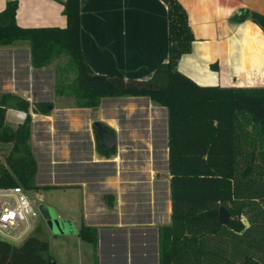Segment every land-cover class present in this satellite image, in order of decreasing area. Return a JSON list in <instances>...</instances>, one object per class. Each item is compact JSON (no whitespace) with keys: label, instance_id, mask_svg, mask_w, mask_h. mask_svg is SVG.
<instances>
[{"label":"crops","instance_id":"crops-1","mask_svg":"<svg viewBox=\"0 0 264 264\" xmlns=\"http://www.w3.org/2000/svg\"><path fill=\"white\" fill-rule=\"evenodd\" d=\"M8 1L0 0V12ZM11 1L18 2L17 22L23 28L67 25L63 0ZM177 1L188 13L195 38L191 51L178 61L180 72L199 85L225 87L254 81L257 74L264 77V31L249 19L239 22L246 10L264 15V0ZM81 13V49L96 73L145 81L159 64L169 61V10L163 0H81ZM0 49L5 54L0 95L14 94L31 105L47 103L46 97L57 98V106H50L48 115L31 112L30 144L38 162L36 179L43 169L35 152V135L45 154L44 178H40L47 182L37 185L59 186L55 190L66 193L74 203L60 207L59 216L76 231L59 236L78 238L74 241L81 244L78 233L85 223L99 233L97 247H83L89 264H159V229L171 221L172 202L170 185L167 198L159 192L157 197L152 195L151 182L166 178V172H159L163 160L169 183L171 180L167 109L147 97H108L96 110L78 108L68 93H57L54 81L47 86L43 77L51 67L33 65L28 43ZM214 64H219L218 71H212ZM164 111L167 127L163 139L157 114ZM17 112L10 109L6 115L12 128L22 124ZM55 123L60 124V146L53 148L44 137L54 132ZM39 126L42 135L37 133ZM47 147H52L51 152ZM166 213L170 214L168 222L164 221ZM49 258L53 264L59 263L54 256Z\"/></svg>","mask_w":264,"mask_h":264},{"label":"trees","instance_id":"trees-1","mask_svg":"<svg viewBox=\"0 0 264 264\" xmlns=\"http://www.w3.org/2000/svg\"><path fill=\"white\" fill-rule=\"evenodd\" d=\"M163 1L169 10L170 59L145 81L107 77L87 64L81 0L62 1L65 28H23L17 22L18 2L8 1L0 12V48L28 43L37 68L67 57L78 76L58 86L57 93H68L78 108L96 110L108 97H147L167 109L172 216L159 229V264H264V87L199 85L180 72L178 61L195 38L182 5ZM248 19L264 31V15L246 10L239 22ZM218 65L212 69L218 71ZM10 109L28 114L17 128L7 124ZM31 112L48 115L50 105L0 95V143L12 145L0 159V190L60 188L36 184ZM222 207L230 212L229 224L220 222ZM78 234L97 247L98 228L82 223ZM44 237L37 222L21 245L1 240L0 264H52Z\"/></svg>","mask_w":264,"mask_h":264},{"label":"rangeland","instance_id":"rangeland-1","mask_svg":"<svg viewBox=\"0 0 264 264\" xmlns=\"http://www.w3.org/2000/svg\"><path fill=\"white\" fill-rule=\"evenodd\" d=\"M19 43H25V42H19ZM18 44V43H17ZM1 50V49H0ZM5 58V54L3 51L0 52V71L3 70V64L2 61H4ZM51 67L50 71L47 72V74H45V77H43V79L46 80L47 82V86L51 85L52 82L54 81L55 86H60V85H70L72 82H74L77 78V71L75 68L72 67V65L69 62V59L67 57H61L59 59H56L52 62L51 65L47 66V68ZM213 72H215L216 70H213ZM257 79H255L254 81H250V80H243V81H238L237 82V86L239 87H264V77L262 78H258L261 77L260 74L256 75ZM218 81V80H217ZM216 83V82H215ZM205 85H210V84H205ZM215 86V85H212ZM217 86V85H216ZM53 88H51L52 90ZM52 94V93H51ZM70 97V96H69ZM72 98V97H70ZM46 99L48 100V104L50 106H57V98L52 99L51 97H46ZM157 123H158V129H163V133L161 134L162 138L164 139V137L166 136V132L165 129L167 127V121H166V113L165 111L162 112V114L158 113L157 114ZM55 130L52 134H46V136L44 137V141H46L48 146H53V148L59 145L60 146V142H59V137H58V132L60 131V124L59 123H55ZM38 135H42V128H40L37 131ZM34 143H35V152H37V158L38 161L40 162V164L42 165V169L43 171L41 172V174H39L38 179H36V184H46L47 181H44L43 179H41L40 177L44 178V175L42 173H44L45 169L43 167H45L46 161H44L45 159V154H44V149L41 146H38V142L36 140V135L34 138ZM163 143L165 144V141H163ZM7 146H11V145H5V144H1L0 143V155L3 157L2 161L5 160V157L9 154V152L11 151V148L8 149ZM55 147V148H56ZM48 149V147H47ZM52 147L49 148L47 151L51 152ZM46 158H48L46 156ZM58 156L56 155L55 159L58 160ZM163 160V166H158L159 167V172H166L165 176L166 178L163 179L164 181H159L160 179H158V183L151 182V190H152V195H157V193L159 192V195L162 196H166V198L168 197V189H169V178L167 176V163ZM38 164V162H37ZM40 181V183H39ZM157 192V193H156ZM28 199L30 201V203L32 204V206L34 207V209L36 210V212H38V217L37 219L35 218H31L28 222H25L23 224V229L21 230L20 233L17 234H12L10 236H6L5 234H0V241L1 240H5L8 241L10 243H12L13 245L19 246L21 245L28 236H25V234L27 233L26 231L28 229H32L34 226H36L37 222H41L43 229H44V240L47 241L51 248L49 250V257L54 256L55 259H59V263L58 264H89L88 263V258L86 255V248L84 249L83 247H91L89 246V244L85 243L82 240H78L80 241L81 244H77L75 241V238L73 239L72 237L70 239H64V237H60L59 236V232L56 231L55 233L49 228L48 225V221L47 219L42 215V209L46 206V207H50L54 210L55 214L57 216H59V209L62 206H70L73 205V200L68 197V195L66 193H64L63 191H56V190H42L41 193H39L38 191H31V192H26ZM161 193V194H160ZM158 197V195H157ZM156 198V197H155ZM11 200H13V197H11ZM60 217V216H59ZM170 219V214L167 215L166 213V219L164 220L165 222L169 221ZM39 220V221H38ZM73 225V224H72ZM73 230L72 231H67L66 234H73L76 231V227L72 226ZM24 234V235H23ZM31 234V233H30ZM24 236L20 241H16V238H18L19 236ZM68 236V235H67ZM75 240V241H74ZM83 245V246H82ZM52 261V260H51ZM53 264V262H52Z\"/></svg>","mask_w":264,"mask_h":264},{"label":"built area","instance_id":"built-area-1","mask_svg":"<svg viewBox=\"0 0 264 264\" xmlns=\"http://www.w3.org/2000/svg\"><path fill=\"white\" fill-rule=\"evenodd\" d=\"M27 117L26 112H17V119L21 123H24ZM37 217L38 212L30 203L23 188L15 187L0 190V234L10 236L20 233L25 222L31 218L37 219Z\"/></svg>","mask_w":264,"mask_h":264},{"label":"water","instance_id":"water-1","mask_svg":"<svg viewBox=\"0 0 264 264\" xmlns=\"http://www.w3.org/2000/svg\"><path fill=\"white\" fill-rule=\"evenodd\" d=\"M220 222L224 224L230 223V212L223 207L220 210ZM42 215L47 219L49 228L55 233L58 231L60 234H65L67 231L73 230V225L70 221L61 219L57 216L54 210L50 207H44L42 209Z\"/></svg>","mask_w":264,"mask_h":264}]
</instances>
